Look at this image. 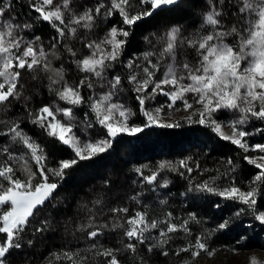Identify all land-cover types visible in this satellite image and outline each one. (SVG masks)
<instances>
[{"label": "snow or ice", "instance_id": "1", "mask_svg": "<svg viewBox=\"0 0 264 264\" xmlns=\"http://www.w3.org/2000/svg\"><path fill=\"white\" fill-rule=\"evenodd\" d=\"M178 3L179 0H98L95 7L77 13L71 7L72 0H28V7L37 14L34 19L47 22L56 32L52 37L54 43L46 50L40 36L24 38L22 33L31 29L33 24L16 23L9 16L12 3L0 0V106L23 98V108L29 122L62 148L70 150L74 157L60 160L56 168H47V153L21 128L20 122H12L7 127L5 134L12 144L21 146L22 151L17 154L8 146L0 148V155L4 157L0 160V234H4V239L0 241V264H11L9 256L12 250H22L23 234L31 218L46 205L56 208L52 201L60 184L50 177L63 180L67 169L81 161L102 156L121 135L134 136L153 126L180 127L178 122L161 120L164 105L154 110L146 108V101L154 99L157 94L168 98V109H172L178 101L185 111L192 110L194 104L199 105L190 116L184 118L189 124L205 126L244 153H259L257 156H243L248 164L257 169L246 182V189L236 183L235 176L230 177V182L223 187L217 185L219 177H210L197 183L189 180L188 188L182 195L191 193L195 200L199 195L211 194L238 203L243 207L237 210L236 216L250 214L254 221L264 226V210L257 207L258 198L264 195V144L250 145L246 138L252 133L243 127L252 118L264 121V0H205L206 10L197 29L185 35V30L179 24L167 26L165 31L155 36L156 43L152 45V50L143 52L138 58L144 63H137L133 59L123 65L129 70L127 77L111 74L120 62L134 27L161 9ZM117 14L120 17L118 25L111 26L103 38L83 43L86 55L77 58V52L70 45L63 44L65 37L75 38L79 29L91 30L98 18H110ZM145 40L152 43L147 37ZM57 44H62L73 57L72 63L81 78L69 83L63 76V69H55L58 78L48 77V90L55 95L56 101L33 109L28 104L31 97L24 96L22 70L50 71L48 56ZM192 53L194 56L189 60L188 55ZM162 64L166 71L161 78H157ZM125 79L132 85L139 111L146 118L142 124L132 122L136 113L118 99ZM97 85L101 89L99 93L95 91ZM84 88L93 90L92 94L86 97ZM58 102H63L65 106H60ZM78 109H87L83 111L82 118L76 115ZM227 113H232L236 118L227 121L218 118V114L224 116ZM192 116L196 119L193 120ZM96 126L102 129V138L90 136ZM225 126L231 128L230 134L223 130ZM29 161L35 162V171ZM227 163L231 166L232 159L229 158ZM181 167L188 173L193 171L187 160H180L179 167L165 161L149 175H144L141 167L135 168V172L140 176L141 183L152 186L155 191L157 186L166 189L170 183L167 179L158 180L164 170L176 171L183 176ZM18 170L26 174V179L22 180L16 175ZM36 178H39V183L34 184ZM109 183L105 181V185ZM142 195L137 193L129 199L139 204ZM102 203L103 198L98 197L92 201V208L87 204L80 205L87 211V219L71 227L73 233H83L89 240H95L109 227L112 231L122 230V243L127 241L123 248H104L96 243L90 245L88 251L93 257H103L104 264H121L118 253H136L137 243H145L152 230H158V236L153 238L155 242L149 244L147 250L161 249V254L167 256L169 253L163 249L172 239V234L183 231L191 235L189 222L199 223L194 212L188 213V218L180 223L173 222L171 211L166 212L163 219L150 218L148 206L144 205L132 215H128V207H112L109 209L112 214L110 222L98 225L94 209ZM159 203L166 204L167 201L160 200ZM53 221L54 217L50 214L41 219L33 234L42 235L52 231ZM228 226L225 220L218 228L226 229ZM69 227L66 223V232ZM206 241V234L200 233L196 235L194 243L189 241L175 254L179 256L186 252L190 253L191 259H195L201 251H205L212 256L215 250L210 249ZM26 243L31 247L34 240L29 239ZM49 255V264L61 258L70 264H86L89 259L79 251L62 250ZM137 264L147 262L141 257ZM181 264L188 262L182 261ZM249 264H264V261L253 256L249 258Z\"/></svg>", "mask_w": 264, "mask_h": 264}, {"label": "trees", "instance_id": "2", "mask_svg": "<svg viewBox=\"0 0 264 264\" xmlns=\"http://www.w3.org/2000/svg\"><path fill=\"white\" fill-rule=\"evenodd\" d=\"M5 1L12 3L11 10L15 14L20 12L34 14L28 7V0ZM204 10L205 0H179L178 4L161 9L150 18L142 20L134 27L133 35L129 37L117 65L124 67L126 61L136 59L143 52L152 50L155 35H159L171 24H179L183 29H197ZM35 29L40 36L47 38L43 43L45 49L49 50L50 45L54 43L52 37L56 35L55 30L47 22H36ZM145 37L152 43L149 44ZM63 44L70 45L77 52V58L87 54L81 52L75 38L65 37ZM52 56L54 59L50 63ZM72 59L63 45L57 44L56 49L48 56L50 71L22 70L24 96L31 97L28 101L31 108L51 104L56 99L48 90V77L58 78L53 69H63L65 80L77 82L80 74ZM121 73L124 71L121 70ZM34 76L36 79H33ZM24 103L25 100L21 98L19 101L12 100L11 104L0 106V148L8 146L17 154L22 151L21 146L12 144L9 136L5 134L12 122L19 121L21 128L41 144L47 153L48 158L45 162L47 168H56L62 159L74 158L70 150L62 148L29 122L23 108ZM254 127L257 130V137L253 136L250 139L254 138L252 141L254 144H264V121L254 120ZM246 154L237 146L215 136L205 126L198 124L183 123L178 128L153 126L134 136L121 135L113 142V147L102 156L81 161L67 169L63 180L50 177L60 184L56 198L52 201L56 208L46 205L31 218L23 234L22 250H12L9 260L11 264H49L50 253L69 250L79 251L81 255L88 256L86 264H104L103 257H93L88 251L90 245L96 243L104 248H123L127 241L124 240L122 243V230L112 231L109 227L95 240H89L83 233H73L71 227L76 222H84L87 219L88 213L80 205L87 204L92 208V201L102 197V205L94 209L98 225L110 222L112 214L109 209L112 207H128L130 209L128 215H132L136 209H142L144 205L148 206L150 218L163 219L164 214L171 211L173 222L176 223L187 219L190 212L196 213L199 220V223L189 222L191 235L183 231L172 234V239L163 249L169 253L167 256L161 254V249L151 252L147 250L149 244L155 242L153 238L158 236V230H152L145 243H137L136 253L123 251L118 253L121 264H137L141 257L147 264H181L182 261H187L188 264H249L252 252L264 253V226L254 221L250 214L236 216L237 210L243 207L238 203L225 201L211 194L199 195L195 200L191 193L182 195L188 188L189 180L197 183L209 180L210 177H219L217 185L223 187L230 182V177L235 176L236 183L246 189V182L257 171L243 159ZM3 158L0 155V160ZM229 158L233 162L231 166L227 163ZM180 160H187L193 171L188 173L181 167L180 172L184 173L181 176L176 171L164 170L158 180L167 179L170 182L166 189L157 186L153 191L152 186L140 182L141 178L135 172V168L141 167L144 175H149L157 170L161 162H171L179 167ZM29 163L35 171V162ZM16 175L22 180L26 179V174L22 171L18 170ZM105 181L110 183L105 185ZM33 183H39V178L34 179ZM137 193L143 194L139 204L129 199ZM160 200H166L167 203L160 204ZM49 214L54 217L53 230L42 235H34L33 229ZM225 220L228 221V228L219 229L218 225ZM66 223L70 225L67 232ZM200 233L206 234L209 248L215 250L212 256L205 251H201L195 259L190 258V253L182 252L179 256L175 254L178 248L185 246L189 241L194 243L196 235ZM3 239L4 234H0V241ZM29 239L34 240L31 247L26 243ZM53 264L70 262L61 258L58 261L54 260Z\"/></svg>", "mask_w": 264, "mask_h": 264}, {"label": "rangeland", "instance_id": "3", "mask_svg": "<svg viewBox=\"0 0 264 264\" xmlns=\"http://www.w3.org/2000/svg\"><path fill=\"white\" fill-rule=\"evenodd\" d=\"M97 2H98V0H72L71 7L73 8V10L75 12L79 13V12H82L85 8L95 7ZM36 15L37 14L35 12H34V14H28V13H24L23 14L22 12H20V14L19 13L15 14L13 12V10H10V12H9V16L11 18H13L16 23H19V24H24V23L33 24V27L31 29H29L26 32L22 33V35L24 36L25 39H31L33 36H40V34L35 29V23L36 22H40V21H36L34 19L36 17ZM7 18L8 17L6 16L5 19H7ZM119 20H120V17H119L118 14H117V16H113V17H110V18L101 17V18H98L95 26L91 30L79 29L75 39H76L78 48L81 50V52L87 53V50L83 48V43H86L87 41L99 40V39L103 38L105 33L108 31V29L111 26H113L114 24L118 25ZM184 30H185V35H187L188 32H192L195 29H193V28L192 29L191 28L185 29L184 28ZM155 36H158V35H155ZM40 37H41V42L42 43L45 40H47L46 37H43V36H40ZM153 41L156 43L155 37L153 38ZM43 45H44V43H43ZM158 47L159 46L157 45V48ZM140 56L141 55L137 56V58H136L137 63H144L142 60L138 59ZM193 56H194V53L189 54L188 55V59L191 60L193 58ZM52 59H54L53 56L49 60L50 63H52ZM128 62L129 61H126L124 65H126ZM54 70L55 69H53V72L55 73ZM121 70H123L124 73L120 74ZM164 71H166V68L162 64L160 71L157 72V74H156L157 78H161L163 76V72ZM111 74L112 75L118 74V75H121L122 77H127V75L129 74V70L126 67H122V65L119 66V65L116 64L115 67H114V71ZM80 78H81V74H80L79 78L77 79V81ZM68 82L71 83V81H68ZM122 88H123V91H121L119 93V95H118L119 101L121 103H123L126 107L131 108L136 113V115L132 118V122L136 123V124H142L146 120V118L139 111V104H138V101L135 99L136 93L131 90L132 85L128 84L127 79L124 80ZM104 90H106V89H104ZM92 91L93 90H89L87 88H84L83 89V94L87 97V96L92 94ZM95 91L97 93H99L101 91L99 85L96 86ZM188 99H189L190 102H192V97L191 96H189ZM54 101H56V99ZM169 102L170 101L168 100L167 97H165L162 94H157L154 99L147 100L145 106L149 110H154L155 108L164 105L165 106L164 110L160 114L161 120L162 121H167V122H178L180 125L183 124V123L184 124H188V122L184 118L187 117V116H190L192 114V111H194L195 108L199 107V105L194 104L192 110L185 111L183 109L182 103L178 101L173 106L172 109H168L166 107V105ZM51 103H53V101ZM58 103L62 107L65 106L63 102H58ZM83 111H87V109H83V110L78 109V110H76V115H77L78 118H82ZM218 118L219 119H224L225 121H227V120H230V119H234L236 117L232 113H227L224 116H221V115L218 114ZM192 119L195 120L196 117L192 116ZM254 120H256V119L252 118L251 120H249V122L246 125L243 126L245 128V130H247V131L252 133V135H250L249 137L246 138L247 142L250 145H254V142H252L254 140V138H253V140L250 139V138L253 137V136L257 137V134H256L257 130L254 127ZM223 130L225 131L226 134H230L231 133V128L230 127L225 126ZM209 131L212 132L210 129H209ZM90 136L92 138H94V139L102 138L103 137V131H102V129L99 126H96L94 128V130L90 132ZM215 136H217V135L215 134ZM246 155L257 156V155H259V153L250 151ZM257 207L260 210H264V195H262L260 198H258ZM253 256L257 257L258 259H262V261H264V253L252 252L251 253V257H253Z\"/></svg>", "mask_w": 264, "mask_h": 264}]
</instances>
